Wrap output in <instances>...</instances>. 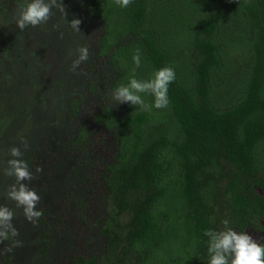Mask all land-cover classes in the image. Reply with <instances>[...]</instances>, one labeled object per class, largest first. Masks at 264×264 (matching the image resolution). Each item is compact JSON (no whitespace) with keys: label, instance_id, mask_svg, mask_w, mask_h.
I'll list each match as a JSON object with an SVG mask.
<instances>
[{"label":"trees","instance_id":"1","mask_svg":"<svg viewBox=\"0 0 264 264\" xmlns=\"http://www.w3.org/2000/svg\"><path fill=\"white\" fill-rule=\"evenodd\" d=\"M85 3L103 24L97 57L112 71L110 92L163 67L176 74L166 108L125 103L126 115L112 120L104 105L93 117L118 138L115 163L87 178L102 182L110 201L98 232L116 264H209L205 231L264 232V0ZM214 83H227L222 95L236 97L233 106H212ZM88 135L80 129L79 145ZM85 254L71 264H99Z\"/></svg>","mask_w":264,"mask_h":264},{"label":"rangeland","instance_id":"2","mask_svg":"<svg viewBox=\"0 0 264 264\" xmlns=\"http://www.w3.org/2000/svg\"><path fill=\"white\" fill-rule=\"evenodd\" d=\"M86 1L62 0L65 19L81 21V36L68 28L55 9L48 24L21 32L15 21L22 0H0V168L11 158L9 148L24 151L27 143L23 158L35 179L24 183L40 195L37 207L43 212L35 225L27 222L21 209L6 197L14 179L0 173V204L16 212L12 223L19 231L15 239L21 241L11 252L4 251L11 240L0 243V264H71L78 253L95 257L99 264H116L98 232L110 201L102 182L88 183L87 178L97 180L102 167L115 163L113 155L118 152V138L93 117L103 115L104 105L112 120L124 117L126 109L125 104H112L108 87L112 71L105 58L97 57L103 24L89 15ZM245 36H251L250 29ZM82 45L89 46V59L70 71L76 49ZM235 65L239 69L237 61ZM214 85L213 107L227 109L232 103L223 102L221 91L227 83ZM81 128L89 135L79 145L76 138ZM91 160L101 166L89 167ZM37 167L42 172L37 173ZM93 186L98 187L96 192ZM248 233L257 243L264 242V232Z\"/></svg>","mask_w":264,"mask_h":264},{"label":"clouds","instance_id":"3","mask_svg":"<svg viewBox=\"0 0 264 264\" xmlns=\"http://www.w3.org/2000/svg\"><path fill=\"white\" fill-rule=\"evenodd\" d=\"M121 8H127L132 0H114ZM60 14L62 19L67 22L68 28L73 33L80 34L79 19L73 18L71 21L65 19L67 15L66 7L62 0H22L18 4L16 15V26L22 32L28 27H37L46 25L54 16V10ZM231 48V47H230ZM228 50V49H227ZM69 55H72L69 53ZM90 48L88 45L78 46L76 49V58L70 65V71L75 72L77 68L89 59ZM136 67L141 64L140 50L137 49L132 57ZM191 60L197 59L191 55ZM194 63H192L193 65ZM176 79L175 71L172 67H163L153 74V78L147 81L130 78L126 85H120L111 93L112 104H130L140 107L144 111H151L152 107L164 109L169 104L168 87ZM220 84L221 83H214ZM213 84V88L215 85ZM148 93L152 95L151 105L145 103L141 94ZM211 94H213V89ZM212 97V96H211ZM211 100V104L212 99ZM223 96V102L232 103L236 98ZM213 106V105H212ZM230 106V107H231ZM229 108V107H228ZM217 110V109H216ZM222 111V110H218ZM27 143H24V151L18 146L8 149V156L11 157L5 161L4 167L0 168V173L4 176L13 178L14 182L8 185L6 197L14 202L16 208H20L25 220L35 225L43 212L37 205L41 202L40 195L25 181L31 182L35 179L29 164L24 160V152L27 150ZM37 173L42 172L41 167L35 169ZM16 212L7 205L0 204V243L7 240L12 241V245L4 251L11 252L14 247L21 246V241L15 239L19 236L18 229L12 223ZM227 225V221L223 222ZM204 235L208 240V253L210 254L209 264H264V244L257 243L252 236L244 232H236L231 228L223 231L207 230ZM231 257V259H229Z\"/></svg>","mask_w":264,"mask_h":264}]
</instances>
